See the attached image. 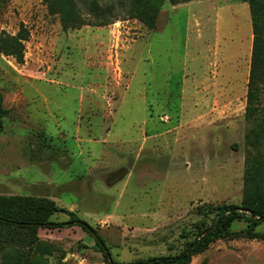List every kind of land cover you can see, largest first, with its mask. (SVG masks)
Returning a JSON list of instances; mask_svg holds the SVG:
<instances>
[{
	"label": "rangeland",
	"instance_id": "374dc122",
	"mask_svg": "<svg viewBox=\"0 0 264 264\" xmlns=\"http://www.w3.org/2000/svg\"><path fill=\"white\" fill-rule=\"evenodd\" d=\"M133 4L76 0L83 23L72 28L47 0H0V33L28 30L21 62L0 52V195L54 200L119 262L178 254L212 228L216 206L240 204L257 151L244 118L248 2L163 0L153 27ZM251 227L264 231V218ZM38 238L54 245L45 264H105L75 222ZM185 264H264V242L216 237Z\"/></svg>",
	"mask_w": 264,
	"mask_h": 264
},
{
	"label": "trees",
	"instance_id": "16d2710c",
	"mask_svg": "<svg viewBox=\"0 0 264 264\" xmlns=\"http://www.w3.org/2000/svg\"><path fill=\"white\" fill-rule=\"evenodd\" d=\"M247 1L250 7L253 42L245 95L244 118L250 123L247 142L256 147V155L247 156L245 162L244 185L240 204L215 207V217L210 225L201 227L194 237L178 254L158 255L129 262L112 259L103 238L86 221L57 206L48 197L33 195H0V253L3 251L8 264H45V254L53 251L54 245L38 238L39 227H52L75 222L93 239L103 254L105 264H185L190 256L206 248L216 237L244 236L258 238L264 242V231H255L251 226L264 218V0ZM50 11L59 14L64 27H77L82 22L76 6V0H47ZM163 0H134L133 8L137 17L153 27ZM176 2V1H175ZM28 38L27 28L20 23L15 33L1 31L0 52L10 55L21 62L23 60L24 41ZM7 109L2 105L0 91V129L2 117ZM259 146V147H258ZM263 146V147H262ZM259 148V149H258ZM238 207L239 209H230ZM249 210L253 212L252 217ZM56 211H67L68 221L54 222L50 216ZM236 216L245 217L250 226L233 231L230 222ZM208 229L207 232H204ZM27 247L28 252H20L17 246Z\"/></svg>",
	"mask_w": 264,
	"mask_h": 264
},
{
	"label": "water",
	"instance_id": "95a60500",
	"mask_svg": "<svg viewBox=\"0 0 264 264\" xmlns=\"http://www.w3.org/2000/svg\"><path fill=\"white\" fill-rule=\"evenodd\" d=\"M230 209H239L238 207H231ZM247 212H250V214H251V216L253 217L254 216V214H253V212H251V211H249V210H246ZM208 231V229H206L204 232H207Z\"/></svg>",
	"mask_w": 264,
	"mask_h": 264
},
{
	"label": "crops",
	"instance_id": "0c3cea01",
	"mask_svg": "<svg viewBox=\"0 0 264 264\" xmlns=\"http://www.w3.org/2000/svg\"><path fill=\"white\" fill-rule=\"evenodd\" d=\"M181 90V89H180Z\"/></svg>",
	"mask_w": 264,
	"mask_h": 264
}]
</instances>
